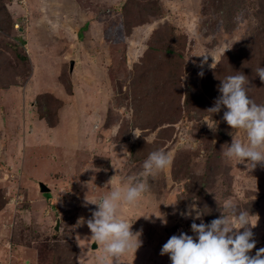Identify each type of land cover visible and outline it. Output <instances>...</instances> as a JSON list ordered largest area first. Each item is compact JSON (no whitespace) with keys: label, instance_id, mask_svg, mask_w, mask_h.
Instances as JSON below:
<instances>
[{"label":"rangeland","instance_id":"374dc122","mask_svg":"<svg viewBox=\"0 0 264 264\" xmlns=\"http://www.w3.org/2000/svg\"><path fill=\"white\" fill-rule=\"evenodd\" d=\"M122 40L129 62L113 47ZM258 67L264 0H0V264H97L103 246L92 249L87 223L77 226L97 207L85 199L141 179L157 149L171 165L148 178L138 203L118 209L141 240L120 264H171L160 250L174 234L194 235L192 218L179 214L192 198L198 224L218 218L228 199L256 215L254 255L264 247V165L224 158L244 134L223 120L225 107L208 109L221 80L239 74L264 104ZM44 110L62 113L54 144L38 120Z\"/></svg>","mask_w":264,"mask_h":264},{"label":"clouds","instance_id":"9594fccd","mask_svg":"<svg viewBox=\"0 0 264 264\" xmlns=\"http://www.w3.org/2000/svg\"><path fill=\"white\" fill-rule=\"evenodd\" d=\"M207 60L208 56L204 55L202 63ZM199 74L202 76L203 72ZM256 75L264 82V67H258ZM248 83L244 74L230 75L221 80L218 86L220 95L216 98L214 106L208 110L217 113L225 107L227 110L223 113V120L231 129L237 130L238 133L242 131L244 134L243 137L232 135L231 144L223 151L224 158L236 164L245 163L249 169H254L257 164L264 165V104H257L249 97L246 89ZM38 118L46 127H50L45 119L39 116ZM59 118L58 113L57 123L53 127H58ZM208 126L213 130L216 128V125ZM133 133L134 137L141 136L135 130ZM171 163L170 153L162 149L154 150L143 162L141 179L132 178L134 183L115 187L110 193L98 199H85V206L91 203L97 207L87 221L83 217L78 219L77 226L86 222L91 231V243L103 246L102 254L96 258L97 264H108L109 258L112 262L115 261V264H120V258L125 253L133 249L136 251L140 247L141 240L138 238L140 233L132 232L133 222L121 218L118 209L121 205L138 203L142 195L149 190L148 178H154ZM192 199L193 203L179 214L185 218H192L190 227L194 235L185 232L172 235L163 244L161 255L167 254L171 264H264V247L250 255L257 243L252 231L257 224L256 215L241 210L234 201L228 199L220 206L222 214L218 218L207 224L204 222L198 224L195 221L201 218L202 213L195 203L197 199ZM150 214L166 223L163 215ZM150 214L141 216L147 219Z\"/></svg>","mask_w":264,"mask_h":264},{"label":"crops","instance_id":"0c3cea01","mask_svg":"<svg viewBox=\"0 0 264 264\" xmlns=\"http://www.w3.org/2000/svg\"><path fill=\"white\" fill-rule=\"evenodd\" d=\"M35 71H36V69H35ZM34 73V72H33ZM61 109V108H60ZM86 109H88V108H86ZM59 110V109H58ZM61 114L62 113H60L59 114V116H60V118H59V124H58V127H60L61 126V123H63V122H61L60 120L62 119V117H61ZM70 114V115H69ZM68 115H66V113H64V115L65 116H67V117H69L68 118V120L69 119H72V123L74 122V118H75V114L73 113V112H71V113H69ZM1 120V123H2V125L4 124L3 123V121H2V118L0 119ZM68 120H67V123H68ZM31 121H33L32 120V118H31V116H29V118H28V122H31ZM66 122V121H65ZM44 125V124H43ZM25 126V125H24ZM38 126H39V124L38 123H35V127L38 129ZM45 126V125H44ZM46 127V126H45ZM58 127H47V129H49V131H53L52 132V135L50 136V138L47 140V134H46V132H45V129L43 128V127H41V129H38L39 130V132H44V134H46L45 136H46V141L48 142V143H52V144H54L55 142H54V139H55V137L59 134V132L58 133H56L57 132V129H58ZM73 129H75L74 127H71V128H67L66 129V132H65V137L68 139V140H72V134H71V132H73ZM83 132H86V129H84V127H83ZM86 136V135H85ZM18 137V136H17ZM37 144L39 143L40 145H43V144H45V142L44 143H42V142H40V140L38 139V137H37V139H36V141H35ZM71 141H69V143H70ZM36 144V145H37ZM51 144V145H52ZM57 145V144H56ZM62 147V146H61ZM60 147V148H61ZM70 146H67V145H63V147H62V149H63V154H65V157H67V158H69V160H67L66 162H65V165L66 166H69V167H71L73 164H70V163H72L71 162V159H70V152H71V150H70V148H69ZM80 162V161H79ZM24 166V165H23ZM72 168V167H71Z\"/></svg>","mask_w":264,"mask_h":264},{"label":"trees","instance_id":"16d2710c","mask_svg":"<svg viewBox=\"0 0 264 264\" xmlns=\"http://www.w3.org/2000/svg\"><path fill=\"white\" fill-rule=\"evenodd\" d=\"M124 39H125V37H124ZM123 44H125L124 40H122V41L120 42V44L115 43V44L113 45V47L115 48V47L118 46L117 48H120V58H121L122 60H128V62H129L131 56L128 54V50L126 49V47H125V46L122 47ZM119 46H120V47H119ZM112 53H113V52H112ZM131 59H132V58H131ZM127 65H128V64H127ZM45 94H46V93H45ZM55 112H56V114H57V109L55 110ZM38 116H39L40 118L45 119L46 123H47L50 127H53L54 125H56L57 120H58V118L56 119V116L53 117V113H52V118H55V119H51V118H49V111H45V110L39 112V113H38ZM122 141H123V140H122ZM108 164H109V163H108Z\"/></svg>","mask_w":264,"mask_h":264},{"label":"water","instance_id":"95a60500","mask_svg":"<svg viewBox=\"0 0 264 264\" xmlns=\"http://www.w3.org/2000/svg\"><path fill=\"white\" fill-rule=\"evenodd\" d=\"M70 71H72V66L71 65H70ZM40 190H41V192H47V191H49V188L46 185H44L43 183H40ZM58 226H59V217L56 219L54 229L57 230ZM96 247H97V244L95 242H93L91 244V248L95 249Z\"/></svg>","mask_w":264,"mask_h":264}]
</instances>
